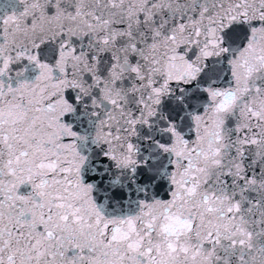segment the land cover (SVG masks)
Returning a JSON list of instances; mask_svg holds the SVG:
<instances>
[{
    "label": "snow or ice",
    "instance_id": "6c2138e0",
    "mask_svg": "<svg viewBox=\"0 0 264 264\" xmlns=\"http://www.w3.org/2000/svg\"><path fill=\"white\" fill-rule=\"evenodd\" d=\"M0 264H264V0H0Z\"/></svg>",
    "mask_w": 264,
    "mask_h": 264
}]
</instances>
